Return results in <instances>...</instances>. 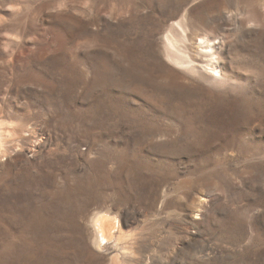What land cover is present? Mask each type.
<instances>
[{"label": "rangeland", "instance_id": "rangeland-1", "mask_svg": "<svg viewBox=\"0 0 264 264\" xmlns=\"http://www.w3.org/2000/svg\"><path fill=\"white\" fill-rule=\"evenodd\" d=\"M0 131V264H264V0H0Z\"/></svg>", "mask_w": 264, "mask_h": 264}, {"label": "bare ground", "instance_id": "bare-ground-1", "mask_svg": "<svg viewBox=\"0 0 264 264\" xmlns=\"http://www.w3.org/2000/svg\"><path fill=\"white\" fill-rule=\"evenodd\" d=\"M2 134L3 133L0 131V157L3 158L7 156L8 150L2 148L3 144L1 141L4 139ZM119 221L120 220H118L116 216H105L95 219L93 223L97 234V241L99 246L103 245L102 248L111 250V253L113 254L111 261L113 264H132L133 261H131V259H124V257H122V255H126L127 252L120 250L121 246H123L120 243L125 242L127 235H121L122 226L120 227ZM118 251H121L119 255L117 254ZM119 256H121V258Z\"/></svg>", "mask_w": 264, "mask_h": 264}]
</instances>
